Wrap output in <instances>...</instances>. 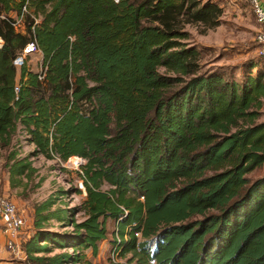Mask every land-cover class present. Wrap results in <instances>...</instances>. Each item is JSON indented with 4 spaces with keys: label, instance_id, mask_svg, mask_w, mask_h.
I'll return each mask as SVG.
<instances>
[{
    "label": "trees",
    "instance_id": "obj_1",
    "mask_svg": "<svg viewBox=\"0 0 264 264\" xmlns=\"http://www.w3.org/2000/svg\"><path fill=\"white\" fill-rule=\"evenodd\" d=\"M222 16L204 0H0L10 188L27 191L39 156L86 161L78 208L65 190L35 205L22 264H93L109 221L130 264H264V175L249 177L264 167V58L240 76L202 72L186 30ZM32 42L40 70L17 69Z\"/></svg>",
    "mask_w": 264,
    "mask_h": 264
},
{
    "label": "rangeland",
    "instance_id": "obj_2",
    "mask_svg": "<svg viewBox=\"0 0 264 264\" xmlns=\"http://www.w3.org/2000/svg\"><path fill=\"white\" fill-rule=\"evenodd\" d=\"M204 1L220 4L223 9V16L221 24L214 29L207 30L200 25H188L186 27L190 33V45L195 46L202 53V72L223 71L232 73L234 76H240L245 72L249 62L257 63L260 61L255 41L258 23L253 7L248 0ZM27 62L31 70L39 71L42 65V57L40 53H37L31 55ZM261 66H264V63ZM262 121H264V110ZM21 140L22 156L34 151V147L25 141V136H22ZM7 153L6 150L0 149V197L9 198L21 211L26 212L34 211L36 204L44 202L51 195L56 194L58 190L72 192L63 198L61 197L63 202L59 200L64 206L78 208L82 204L86 197L85 190L82 195L74 193L76 189H80L82 180H80L79 174L83 172L82 166L77 168V166L68 163L59 164L56 161H49L43 156L34 158V166L39 170L38 176L24 192L23 189L10 188L8 172L5 168ZM262 175H264V167L253 172L249 177L254 180ZM41 178L44 179L41 187L35 188ZM82 218L83 213L77 215V220ZM57 230L59 228L55 224L54 231ZM108 230V239L100 244L98 255L94 257L89 252V260L93 264H111L112 260L118 264H130L127 259H120L118 254H113L111 241L116 231L114 222H108Z\"/></svg>",
    "mask_w": 264,
    "mask_h": 264
},
{
    "label": "built area",
    "instance_id": "obj_3",
    "mask_svg": "<svg viewBox=\"0 0 264 264\" xmlns=\"http://www.w3.org/2000/svg\"><path fill=\"white\" fill-rule=\"evenodd\" d=\"M253 7L254 14L258 23L257 35L255 38L257 45V54L259 57L264 58V9L260 5L259 0H248ZM17 30L23 31V21L22 18L18 19L16 24ZM3 46V41L0 38V48ZM39 53L38 46L36 43H29L23 50V52L16 58L14 65L17 69L23 68L27 59L34 54ZM43 76L40 77L42 81ZM20 91V86L15 88L16 94ZM75 159V160H74ZM84 161V162H83ZM70 165L84 166L86 161L80 157L70 158L67 162ZM80 189L85 190L83 182L80 183ZM28 229L27 218L19 207L9 198L0 197V231H2L7 236L6 250L10 256L18 263L22 264L26 260L25 252L23 251L22 245L24 243V235ZM115 253V251H114Z\"/></svg>",
    "mask_w": 264,
    "mask_h": 264
},
{
    "label": "crops",
    "instance_id": "obj_4",
    "mask_svg": "<svg viewBox=\"0 0 264 264\" xmlns=\"http://www.w3.org/2000/svg\"><path fill=\"white\" fill-rule=\"evenodd\" d=\"M260 5L264 9V0H259ZM25 217L27 218V223L29 228L25 232V238H30V236L33 234V221H34V211H22ZM28 213V214H27ZM27 236V237H26ZM6 242H7V236L0 231V264H14L13 258L10 256V254L6 250Z\"/></svg>",
    "mask_w": 264,
    "mask_h": 264
},
{
    "label": "bare ground",
    "instance_id": "obj_5",
    "mask_svg": "<svg viewBox=\"0 0 264 264\" xmlns=\"http://www.w3.org/2000/svg\"><path fill=\"white\" fill-rule=\"evenodd\" d=\"M75 160V159H74Z\"/></svg>",
    "mask_w": 264,
    "mask_h": 264
}]
</instances>
